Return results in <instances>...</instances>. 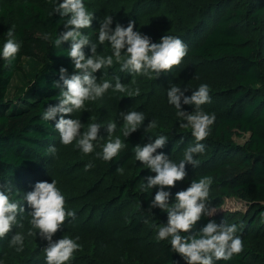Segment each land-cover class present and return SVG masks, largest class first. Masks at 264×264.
<instances>
[{"label":"trees","instance_id":"1","mask_svg":"<svg viewBox=\"0 0 264 264\" xmlns=\"http://www.w3.org/2000/svg\"><path fill=\"white\" fill-rule=\"evenodd\" d=\"M62 2L23 0L18 3L15 10L21 20L32 18L19 26L17 43L21 48L16 58L10 63L0 58V185L13 189L10 195L14 201L23 200L21 187L29 184L48 159V148L54 139L55 123L60 114L50 121L42 116L49 104L59 103L60 89L54 87V82L59 81V69L66 68L69 75L75 71L68 56L70 41L62 42L60 47L54 46L56 37L66 30L64 22L67 18L53 13L56 3ZM83 2L90 12L89 0ZM231 2L233 5L228 6ZM222 6L223 10L208 32L188 49V55L204 65H231L229 82L225 80L229 86L221 90L228 109L217 117L207 138V146L211 147L210 164L193 174L191 181L211 176L213 183L210 187L236 197L244 208L231 213L215 211L211 217L202 216L191 232L182 235H193L209 220L219 224L220 219L227 217L228 221L223 222L237 226L236 234L243 241V251L234 254L230 260L216 261L215 264H264V243L258 247L250 243L264 237V0L258 3L210 0L201 9V17L196 23L183 28L182 32L202 28L210 22L206 12L210 11L209 7L213 10ZM3 13L4 7H0V17ZM34 24L42 25L45 34L35 30ZM173 26L175 28L177 24ZM248 28L256 30L258 35L250 36ZM81 31L87 35L86 31ZM2 48L0 45V51ZM122 124L123 120L117 127L116 136H121L128 147L113 161L103 160L104 175H114L135 155L133 149L136 145L147 143L141 126L123 138ZM244 135L242 143L235 141L236 137ZM154 175L148 168H136L130 177L113 186L115 199L120 200L131 193L138 204L127 222L128 229L133 232L154 219L158 225L167 223V213L161 209L153 208L151 213L148 212L159 188L144 191L143 185L147 182L146 177ZM164 190L171 192V197L177 192L175 186ZM109 264L123 263L112 259ZM153 264L186 262L171 251L169 240H165L161 241Z\"/></svg>","mask_w":264,"mask_h":264},{"label":"rangeland","instance_id":"2","mask_svg":"<svg viewBox=\"0 0 264 264\" xmlns=\"http://www.w3.org/2000/svg\"><path fill=\"white\" fill-rule=\"evenodd\" d=\"M23 0H0V7H4L5 13L0 17V45L3 47L8 39V30L13 31V38L18 42L19 26L31 20H21L15 7ZM210 0H89L90 13L93 15L91 27L82 29L87 32L92 43L96 44L97 54L109 56L113 50L109 42L103 45L98 42V30L100 22L106 16H112L114 29L116 24L127 27L130 21H135L134 30L141 32L151 38L152 42L160 41L164 35L178 37L188 26L196 23L201 17L202 10L209 4ZM258 3L261 0H250ZM36 2V1H35ZM234 2L228 4L233 5ZM208 15L210 22L196 31L184 32L180 38L189 49L200 41L210 29L212 22L223 10L211 9ZM172 25L171 27L169 25ZM173 24H177L174 28ZM42 35L45 34L43 26L33 25ZM247 33L255 37L256 30L247 29ZM83 51L86 57L91 55V46H85ZM230 64H221L215 67L204 65L200 60L186 55L181 64L173 67L171 71L161 73L159 77L152 74V79L141 74H130L120 71V65L115 62L111 68H102L94 73L97 82L109 80L114 88L115 77L119 76L120 82L129 89H140V94L129 97L127 93L115 92L110 88L101 98L96 101H86L85 108L65 116V118L80 119L84 125L81 132L87 129L89 123L96 122L102 125L99 135L103 139L94 142V151L84 154L75 141L70 145H63L60 142L59 133L56 130L54 139L50 146H55V155L49 153L47 161L36 173L26 186L21 187V194L24 195L34 189V185L40 181L52 180L57 182V187L65 197V209L75 212V219L68 218L62 225L61 230L53 236V241L68 236L75 239L81 248L73 255L68 264H109L110 260L118 259L123 264H153V257L157 253L161 241L157 240V221L154 219L144 223L137 232L127 227L130 213L138 206L136 200L128 193L122 199H115L113 186L116 182L124 181L130 177L136 168L144 169L146 165L135 159V155L129 159L123 167V173L117 171L114 175L103 174V159L96 156L101 152V145L107 142L108 133L103 126L109 122L116 123L117 127L122 121L120 112L137 111L145 116L141 125L147 143L154 142L160 135L168 137L164 148L157 152H163L173 162L179 163L187 147L196 143L191 135L190 128H181L180 124L185 121L177 116L178 109L169 104L167 91L172 85L180 87L185 96L190 97L192 92L198 90L201 84L209 86L210 102L201 106L208 114H215L216 119L228 109V102L222 89L228 85ZM226 80V81H225ZM229 82V81H227ZM194 105L183 104L181 110L191 113ZM151 121H156L155 128H148ZM216 121V120H215ZM215 123V122H214ZM214 125V124H213ZM210 126L209 134L211 131ZM117 130V128H116ZM209 136V135H208ZM116 137V131L112 138ZM246 135L236 137L235 141L242 143ZM208 138V137H207ZM207 138L200 143L205 145L201 154H196L198 166L195 168L186 164L187 176L183 181L176 183L178 191L186 189L191 183V177L199 170L209 165L211 158V147L207 146ZM209 160V161H208ZM92 163L93 167L85 170V166ZM175 202V196L170 197V203ZM25 211L18 215V221L24 225L23 228L13 227L12 231L5 237L0 238V264H46L44 249L48 242L37 236L28 237L27 231L31 228L29 223L31 208L24 200L19 201ZM208 203L215 211L232 212L236 209H243L244 204L236 197L224 195L216 188L210 187ZM228 221L227 217L218 222ZM33 231H38L33 229ZM16 232L25 234L24 249L17 252L15 248L9 247L11 237ZM255 247L264 243L262 236L259 241H251Z\"/></svg>","mask_w":264,"mask_h":264},{"label":"clouds","instance_id":"3","mask_svg":"<svg viewBox=\"0 0 264 264\" xmlns=\"http://www.w3.org/2000/svg\"><path fill=\"white\" fill-rule=\"evenodd\" d=\"M53 13H58L61 17H66L64 28L55 41L54 46L60 47L62 42L70 41L68 56L74 65V73L69 75L67 69H59V81L54 82V87L60 89L58 94L59 103L49 104L44 109L42 119L50 121L60 114V118L55 123V129L59 133L60 142L67 146L74 141L76 146L84 153L90 154L94 151V142L103 139L99 135L102 125L100 123H89L87 129L81 132L83 124L80 119L65 118L72 113L85 108L86 101H96L110 89L113 88L109 80L100 83L94 73L102 68H111L115 62L120 65L121 72L130 74H141L152 79V74L159 77L161 73L171 71L173 67L181 64L183 58L188 54L187 45L178 37L164 35L159 42H152L151 38L134 30L135 21H130L127 27L113 23L112 16H106L98 30V42L103 45L109 42L113 54L103 56L97 54L96 44L92 43L89 36L83 34L82 29L91 27L93 15L87 10L83 0H63L56 3ZM8 39L0 51V58L9 63L16 58L20 51L21 44L13 38L11 29L8 30ZM49 39V37H45ZM91 46V55H85V46ZM115 92L127 93L129 97L140 94V89H129L120 82L119 76L115 77ZM62 81V84L60 83ZM176 85L170 86L167 91L168 102L178 109L177 116L182 118L184 123L181 128H190L191 135L196 143L190 145L184 152L183 159L179 163L173 162L163 152L158 149L165 147L168 137L160 135L154 142L146 143L143 146L136 145L133 149L135 159L155 173L154 176L146 177L143 185L144 191H149L158 187L154 198L151 200L148 212L153 208H159L167 213V223L156 226L157 240H169L171 251L178 253L186 264H215L216 261L230 260L234 254L243 251V241L237 233L235 224L225 222H209L199 230V232L184 236L182 233H189L202 216L211 217L215 209L208 203L210 186L213 183L211 176L201 177L198 181H191L190 185L175 193V202L170 203L171 192L165 188H172L177 182L183 181L186 176V164L194 168L198 166V160L194 158L196 154H201L205 150V145L200 143L209 135L210 126L216 120L215 114H208L202 110L201 106L210 102L209 86L201 84L198 90L192 92L190 97ZM183 104L194 105L191 113L181 110V100ZM123 120L120 129L123 138H127L143 124L145 116L141 112L130 111L120 112ZM156 121H151L148 128H155ZM108 133V140L101 145L102 151L96 156L106 162L113 161L120 155L128 145L121 139V136L112 138L117 125L109 122L103 126ZM57 149L50 146L48 152L55 155ZM93 167L92 163L85 166V170ZM118 171L123 173V168ZM13 189L7 185H0V238L10 233L15 226L23 228L24 225L18 221V215L25 211L19 201L11 198ZM23 200L31 208L29 221L31 228L27 231L28 237L37 234L48 242L44 249L46 264H68L73 259V255L81 248L75 239L68 236L53 241V236L61 230L62 225L69 217L75 219V212L65 209V197L57 187V182L52 180L40 181L34 185L32 191L23 195ZM33 229L38 231H33ZM25 234L16 232L10 239L9 247L15 248L17 252L24 249Z\"/></svg>","mask_w":264,"mask_h":264}]
</instances>
